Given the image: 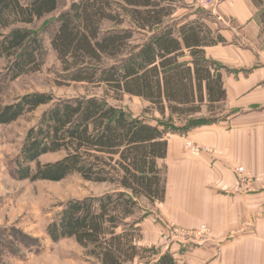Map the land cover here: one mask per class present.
I'll return each instance as SVG.
<instances>
[{"label":"trees","instance_id":"trees-1","mask_svg":"<svg viewBox=\"0 0 264 264\" xmlns=\"http://www.w3.org/2000/svg\"><path fill=\"white\" fill-rule=\"evenodd\" d=\"M180 0H73L51 22L52 48L61 62L56 83L103 87L149 102L162 119L153 122L88 94L56 98L32 91L0 108L11 124L45 106L27 131L13 162L19 180L61 181L75 173L108 183L100 195L71 199L48 223L53 242L73 238L96 264H186L166 250L140 244L148 216L142 202L166 198L169 134H185L211 119L196 118L226 97L221 66L205 48L227 40L206 23L205 10L175 16ZM261 8L264 0H252ZM59 0H0V57L10 60V80L37 72L46 51L29 28L58 9ZM184 122L180 126L177 123ZM60 159L42 162L46 154Z\"/></svg>","mask_w":264,"mask_h":264},{"label":"crops","instance_id":"crops-1","mask_svg":"<svg viewBox=\"0 0 264 264\" xmlns=\"http://www.w3.org/2000/svg\"><path fill=\"white\" fill-rule=\"evenodd\" d=\"M208 9L214 21L206 18V23L227 40L205 48L206 57L221 66L226 97L212 110L204 105L196 115L212 122L185 134L168 135V154L159 162L166 170V198L149 207L141 224L140 244L161 254L169 250L186 264H264V34L260 9L252 0H225ZM189 140L213 150L191 152L186 148ZM239 166L258 179L247 190L238 188ZM159 219L187 229L206 224L208 231L203 239H180L170 247L161 239Z\"/></svg>","mask_w":264,"mask_h":264},{"label":"rangeland","instance_id":"rangeland-1","mask_svg":"<svg viewBox=\"0 0 264 264\" xmlns=\"http://www.w3.org/2000/svg\"><path fill=\"white\" fill-rule=\"evenodd\" d=\"M72 1L59 0L58 9L55 12L28 26L40 34L46 51L45 63L39 71L21 75L12 81L8 75L11 62L5 57H0V108L5 104L16 102L17 98L32 91L52 92L56 98L93 94L106 97L110 104L153 122L162 119L161 114L151 109L149 102L140 97L127 94H105L103 87L97 88L77 82L66 85L56 83L58 72L61 71V62L52 48L50 24L61 10L69 7ZM223 1L225 0H218L215 6ZM177 9V16L205 10L208 20L214 21V17H209V9L202 7L197 0H180ZM262 27V34H264V25ZM45 108L46 105L41 106L11 124H0V264H96L73 238H63L58 242L51 241L46 234V227L68 200L100 195L110 190L112 186L108 183L86 181L77 173L61 181L31 182L17 180L12 176L13 162L22 147L25 135L30 127L37 123ZM61 155L62 153H49L44 155L41 161H55L60 159ZM141 204L144 212L149 215V207L153 204L145 200ZM158 222L163 224L161 239L165 245L171 247L183 239L180 235L170 239L164 237L169 226L182 227L181 225L160 219ZM191 238L193 236L188 239ZM134 264L144 263L137 259Z\"/></svg>","mask_w":264,"mask_h":264},{"label":"built area","instance_id":"built-area-1","mask_svg":"<svg viewBox=\"0 0 264 264\" xmlns=\"http://www.w3.org/2000/svg\"><path fill=\"white\" fill-rule=\"evenodd\" d=\"M218 0H197V2L204 8H212L215 6ZM187 149L194 153H201V151L205 150L208 152H212V148L206 145L196 144L192 141H188L186 143ZM236 178L238 179V188L247 190L252 186V184L258 180L257 177L253 174V172L249 169H246L243 166H239L236 168ZM208 231V226L201 225L198 228L184 229L179 226L171 225L164 233L165 239H170L173 236L180 235L183 239H188L193 236V238H202ZM203 239V238H202Z\"/></svg>","mask_w":264,"mask_h":264}]
</instances>
